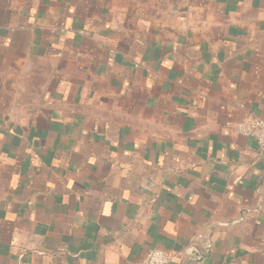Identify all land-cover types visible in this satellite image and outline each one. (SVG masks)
Segmentation results:
<instances>
[{
    "label": "crops",
    "instance_id": "crops-1",
    "mask_svg": "<svg viewBox=\"0 0 264 264\" xmlns=\"http://www.w3.org/2000/svg\"><path fill=\"white\" fill-rule=\"evenodd\" d=\"M264 0H0V264H264Z\"/></svg>",
    "mask_w": 264,
    "mask_h": 264
},
{
    "label": "built area",
    "instance_id": "built-area-1",
    "mask_svg": "<svg viewBox=\"0 0 264 264\" xmlns=\"http://www.w3.org/2000/svg\"><path fill=\"white\" fill-rule=\"evenodd\" d=\"M236 132L251 137L264 149V118L247 115L236 124ZM169 256L161 249H152L139 264H167Z\"/></svg>",
    "mask_w": 264,
    "mask_h": 264
}]
</instances>
